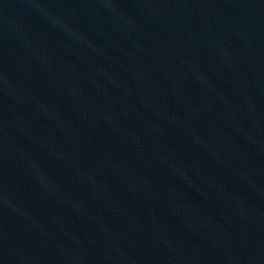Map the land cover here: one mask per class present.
I'll return each mask as SVG.
<instances>
[{
  "label": "water",
  "instance_id": "water-1",
  "mask_svg": "<svg viewBox=\"0 0 264 264\" xmlns=\"http://www.w3.org/2000/svg\"><path fill=\"white\" fill-rule=\"evenodd\" d=\"M0 264H264V0H0Z\"/></svg>",
  "mask_w": 264,
  "mask_h": 264
}]
</instances>
